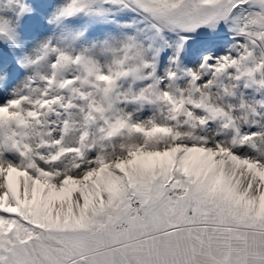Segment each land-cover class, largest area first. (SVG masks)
Listing matches in <instances>:
<instances>
[{"label":"snow or ice","instance_id":"6c2138e0","mask_svg":"<svg viewBox=\"0 0 264 264\" xmlns=\"http://www.w3.org/2000/svg\"><path fill=\"white\" fill-rule=\"evenodd\" d=\"M0 264H264V0H0Z\"/></svg>","mask_w":264,"mask_h":264}]
</instances>
